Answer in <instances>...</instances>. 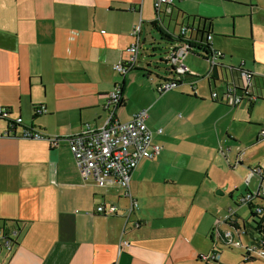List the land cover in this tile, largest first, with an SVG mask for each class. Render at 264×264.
I'll use <instances>...</instances> for the list:
<instances>
[{"label": "crops", "instance_id": "1", "mask_svg": "<svg viewBox=\"0 0 264 264\" xmlns=\"http://www.w3.org/2000/svg\"><path fill=\"white\" fill-rule=\"evenodd\" d=\"M177 10L163 20L176 35ZM156 20L155 0H0V107L13 121L23 120L7 136L10 123L0 118V264H210L211 244L216 232L219 239L226 236L236 192L245 189L242 200L264 187L263 163L252 166L244 154L233 155L239 144L255 156L253 151L264 146L261 135H253V110L264 99L259 57L264 43L255 40L254 70L248 61L242 64L257 76L259 101L237 108L214 101L221 73L191 68L198 80L209 75L208 87L183 80L159 93V85L169 81L149 70L147 60L125 77L115 71L140 23L142 52L152 57L158 47L149 50L148 44H155L151 24ZM186 22L214 32L207 18ZM176 41L167 42V52ZM213 47L225 54L220 72H229V56L232 66H239L229 45L213 39ZM117 87L124 98L117 121L147 111V125L164 148L135 170L131 196L117 185L84 182L67 141L106 124L107 100ZM41 108L45 113L37 112ZM23 127L62 141L22 139ZM244 136L254 140L245 142ZM241 157L248 165L242 178L236 170ZM260 167V174L253 173ZM101 206L116 207L117 213L101 215ZM233 213L228 226L254 237L253 227L241 225ZM232 239L237 241L234 234ZM8 241L12 250L5 246Z\"/></svg>", "mask_w": 264, "mask_h": 264}, {"label": "built area", "instance_id": "2", "mask_svg": "<svg viewBox=\"0 0 264 264\" xmlns=\"http://www.w3.org/2000/svg\"><path fill=\"white\" fill-rule=\"evenodd\" d=\"M176 7V0H155V9L159 21H162L168 16H173ZM142 23L137 25L132 33L134 42L127 51V57L115 66V71L124 77L135 70L140 62ZM181 42L173 46L165 60L171 65L178 79L186 77H200L193 72L186 64L187 58L192 53L200 54L208 58L211 65L210 76L219 74L218 81L220 88H215L212 91L214 101H221L232 108H237L244 102L253 103L262 99L263 95L259 92L256 78L257 76L249 71H246L243 65L239 69H230L229 72H220L222 61L225 59V54L216 50L213 47L214 35L212 30L190 27L183 24L180 27L178 34ZM208 75V76H209ZM178 87L177 83L169 81L159 85V93H166ZM124 101L121 87H117L108 97L106 110L110 116L106 124L101 128H88L86 131L72 135L67 139L70 150L75 157L80 175L84 182H93L101 188L112 185H117L126 190L127 195L130 194L132 177L140 163L147 159L153 160L163 151V146L155 141V132L148 125V112L141 111L134 116L129 122L117 121V110L121 107ZM40 114L45 113V108L38 109ZM0 118L7 120L10 123L11 131H17L22 127V119L13 121L9 111L0 107ZM163 130H158L157 134L162 135ZM16 136V135H15ZM22 139L27 140H51L53 144H59L60 138H48L44 133L36 131L33 128L23 127ZM242 157L238 164H243ZM262 168L253 169V173L260 174ZM243 204L252 208L253 213L260 219L264 220V187L256 192H249L242 198ZM137 207V203L133 204V208ZM101 215H115L116 207H111L109 211L104 206L99 207ZM235 214L231 209L230 214L226 219V223L231 224L234 221ZM262 221V220H261ZM0 234H3L1 231ZM17 235V232L14 233ZM231 236V238H230ZM231 233L225 238H228L227 243L234 248L242 246V243L232 239ZM237 242V243H236ZM128 246L127 242H122V245ZM6 248L12 250L10 241L6 243ZM254 250L251 256L264 259V249ZM219 256L216 253V258ZM206 259V258H203Z\"/></svg>", "mask_w": 264, "mask_h": 264}, {"label": "rangeland", "instance_id": "3", "mask_svg": "<svg viewBox=\"0 0 264 264\" xmlns=\"http://www.w3.org/2000/svg\"><path fill=\"white\" fill-rule=\"evenodd\" d=\"M176 7L178 10L176 11L175 18L172 19L173 30L180 32L181 24H183V22L187 23L186 21L188 18H190L191 21H193L194 17L207 18L213 22V35L215 41H221L229 45V47L235 53L234 55L239 58V66H232V60L229 56L227 60L229 62L228 68L239 69L243 64V61H248L249 67L253 70L255 69V40H259L264 43V0H176ZM168 19H170V17H168ZM192 23L193 22H191V24ZM154 35L155 41L153 42H155V44L152 45L149 43V50H151L152 46H157L158 49L155 53H153L151 58L147 57L144 52H141V60L138 66H142L144 64L147 65L148 62L149 65L151 64V66L148 67L149 70H151L155 75L157 74L160 77L170 79L166 70L167 68H172V65L170 63H161V60L167 56L168 44L167 42L162 41L158 32H154ZM226 37H228L229 40H224ZM149 42H151V38H149ZM260 47L259 57L260 59H264V45L262 46L261 44ZM144 49H147V47ZM145 60H147V62ZM186 64L192 70H204L205 74L210 72L212 69L209 62L206 63L203 60L195 57L193 54L187 58ZM230 69L228 71L231 75ZM261 69L264 71V66L261 67ZM245 70L252 72L247 69ZM151 78H155V76ZM208 79L209 76L207 75L205 79L198 80L197 84H200V86L204 88L208 87ZM253 116L256 120L254 127L256 132H253V135L259 133V135H261L260 140H263L264 131L262 129H264V99L255 104ZM244 140L245 142H252L254 139L253 137L244 136ZM233 149V155L235 157L239 154H244V157L246 160L252 163V166H256V164L259 162H262L264 165V146H260L257 150L253 151L254 154H257V156L249 154L248 147L242 146V144H239L237 147L235 146ZM244 157L243 159L245 160ZM247 168V163L237 166L236 170L241 171V178L243 176V170H247ZM244 192L245 189L236 192L235 200L237 201ZM236 201H232L230 204L233 206L232 209L239 214L240 224L243 226H245V224L251 225L253 227L255 236L252 237L251 234L245 235L243 231L239 234L235 228L231 227L230 225L228 226L227 223L224 225L225 235L228 236L233 233L237 242L241 240L242 246L236 245L234 248L226 247L224 244L225 242L218 238V233L216 232L214 244H211V252L209 257L210 264H264L263 257L254 262H246L247 251L253 254L254 250H260L258 243L262 244L260 238L261 234L256 229L257 222L248 206L243 204L242 200H240V203ZM238 205L241 206L240 209H237ZM216 253H218L219 256H217L215 261Z\"/></svg>", "mask_w": 264, "mask_h": 264}, {"label": "trees", "instance_id": "4", "mask_svg": "<svg viewBox=\"0 0 264 264\" xmlns=\"http://www.w3.org/2000/svg\"><path fill=\"white\" fill-rule=\"evenodd\" d=\"M168 17L171 18V16H168ZM163 20L162 21L156 20L155 22H153L151 24L154 32H158L160 34L162 41L174 43L177 40L176 42L177 43H180L181 42V39L179 38V36L176 35L175 33H172L171 30H170V28L167 27V26H165ZM201 24L203 25L204 23L201 22ZM207 30H211V27H207ZM141 43H142V40H141ZM192 54L193 55H196L198 57H201V58H203L205 60H208L207 57H204V56H202L200 54H197V53H192ZM161 63L162 64H168L169 62L167 60L163 59V60H161ZM166 72L168 74V77H170V79H167V81L175 82V83H177L178 86L180 84H182L183 80H188V82L189 81L190 82H195V81H197L200 78V77H193V76H191V77H186V78H180V79H178L176 77V74H175L173 68H170V69L167 68ZM249 209H250V211H251L254 219L255 220H258L260 217L258 218L253 213L252 208L249 207ZM235 217L236 216H234V218ZM256 226H257L256 229L261 234V237L260 238H261V241H262V244L258 243V247L261 248V249H264V220L263 219H260L259 223L258 224L256 223ZM220 239L223 240L225 243H227V241H229V239L228 238H225L224 235H222V234H220ZM227 247L228 248H231V246H229V244L227 245ZM258 259H261V258H258L256 256H251L249 254V252L247 251L246 262H254V261L258 260Z\"/></svg>", "mask_w": 264, "mask_h": 264}]
</instances>
